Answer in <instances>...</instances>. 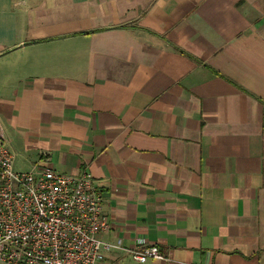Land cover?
I'll return each instance as SVG.
<instances>
[{
    "label": "crops",
    "instance_id": "obj_1",
    "mask_svg": "<svg viewBox=\"0 0 264 264\" xmlns=\"http://www.w3.org/2000/svg\"><path fill=\"white\" fill-rule=\"evenodd\" d=\"M0 133L145 264H264V0H0Z\"/></svg>",
    "mask_w": 264,
    "mask_h": 264
},
{
    "label": "built area",
    "instance_id": "obj_2",
    "mask_svg": "<svg viewBox=\"0 0 264 264\" xmlns=\"http://www.w3.org/2000/svg\"><path fill=\"white\" fill-rule=\"evenodd\" d=\"M1 138L0 133V264H100L110 251L137 264L164 259L142 239L128 248L100 240L108 223L88 172H17Z\"/></svg>",
    "mask_w": 264,
    "mask_h": 264
},
{
    "label": "rangeland",
    "instance_id": "obj_3",
    "mask_svg": "<svg viewBox=\"0 0 264 264\" xmlns=\"http://www.w3.org/2000/svg\"><path fill=\"white\" fill-rule=\"evenodd\" d=\"M19 170H23V168H18ZM30 171V170H29Z\"/></svg>",
    "mask_w": 264,
    "mask_h": 264
}]
</instances>
